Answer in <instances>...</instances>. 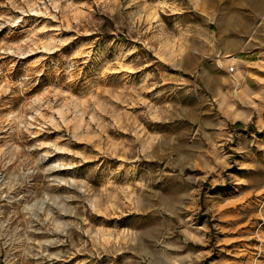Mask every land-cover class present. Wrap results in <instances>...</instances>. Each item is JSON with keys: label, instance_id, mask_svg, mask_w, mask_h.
<instances>
[{"label": "rangeland", "instance_id": "obj_1", "mask_svg": "<svg viewBox=\"0 0 264 264\" xmlns=\"http://www.w3.org/2000/svg\"><path fill=\"white\" fill-rule=\"evenodd\" d=\"M0 264H264V0H0Z\"/></svg>", "mask_w": 264, "mask_h": 264}]
</instances>
